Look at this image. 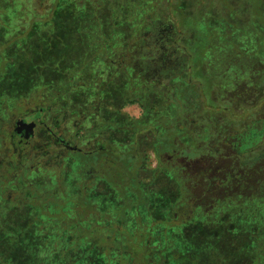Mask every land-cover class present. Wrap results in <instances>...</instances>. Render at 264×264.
<instances>
[{
	"label": "trees",
	"instance_id": "obj_1",
	"mask_svg": "<svg viewBox=\"0 0 264 264\" xmlns=\"http://www.w3.org/2000/svg\"><path fill=\"white\" fill-rule=\"evenodd\" d=\"M50 42L59 47L51 62ZM197 49L216 83L210 96L250 94L254 118L264 108V0H0V68L14 51L62 67L60 80L13 97L6 114L41 110L49 125L27 142L9 131L0 141V159L13 155L0 160L1 173L10 169L0 181V264L192 263L226 234L194 218L210 219L218 205H264V158L240 160L264 126L222 139L198 164L169 154L182 101L168 93L196 90L188 73ZM149 148L160 155L155 167Z\"/></svg>",
	"mask_w": 264,
	"mask_h": 264
},
{
	"label": "rangeland",
	"instance_id": "obj_2",
	"mask_svg": "<svg viewBox=\"0 0 264 264\" xmlns=\"http://www.w3.org/2000/svg\"><path fill=\"white\" fill-rule=\"evenodd\" d=\"M193 28L198 30L197 27ZM70 32L72 31L70 30ZM200 43V41L196 40L195 45L198 47ZM82 44H67V46L81 50ZM36 46L41 47L40 44H36ZM44 47L48 49L47 57L49 62L56 59L59 47L53 42L48 43ZM64 47L65 45H62L61 49ZM185 47L189 46L185 45ZM200 49H197L195 53L193 50L192 57L189 61L191 70L189 68L188 75L198 83L196 90L189 85L187 89L182 90L180 88L176 90V94H174V89L172 90L173 93H168L172 101L173 98H177L179 102L182 101L180 104L181 108H178L182 113L181 117L178 119L180 120L178 129H174V131L179 134L180 140L179 143L176 144L174 140V137H176L175 133L169 129L170 134L168 137L170 145L168 148L172 152L168 153L177 160L186 162L187 165L198 164L201 160L207 159L209 156L208 154L219 151L217 150V144L221 143L222 139L235 137V134L241 138L249 131L255 130L256 128L259 130L264 126V108L261 110L257 108L258 114H256L254 118L251 117L252 109H248L250 105L249 101L252 99L250 98V94L247 96V93L245 94L243 91L244 93H242L241 99L229 97L224 100L222 98L223 96L220 94L218 97H216L214 93L210 96V90L216 86V83H214L213 80L211 81L207 76L208 72L206 73V71H208V69L205 68V65L200 59ZM14 53L13 61L3 63L2 68H0V97H5L0 107L1 142L8 141V131L13 138L14 131L16 130V120L27 113L26 110L20 109V111L11 114L9 119V115L6 116V114L9 108H12L11 105L14 104L12 98L26 92L29 93L34 91L35 85H37V87L39 85V87L42 88L45 86L43 88V91H45V88L51 86L62 77V67H55L49 62L44 64L46 60L44 62L41 53H35L30 57L24 55L25 53L23 54L20 51H14ZM154 67L156 68L157 66ZM158 67L159 69H151L152 73L156 76H158V73L161 75V73L165 71L162 70L160 66ZM148 75L150 76L151 72H149ZM165 76L166 77L158 76V79L161 78L160 81L167 85L170 76ZM185 99L190 101L192 106L188 105V102L184 101ZM123 109L129 116L141 117L142 115V110L138 105H127ZM4 125L7 126L8 130ZM166 125H175V123L171 119H167ZM55 127V130L57 129L56 131L61 135L63 126L59 127V125H56ZM37 128L38 127H36V130H33L29 139H34L37 136ZM148 137L150 138L151 136ZM15 141H17V139L14 140L13 143ZM12 144L8 143L6 145H8L9 148H13ZM237 144H239V140L232 139L231 141H227L225 146H223L224 152L227 154L234 152V150L237 149ZM258 144H260L258 148L242 155L240 160H242L243 163H250L251 161L257 162L259 159L264 158V135ZM205 147H207L206 152ZM149 149H146L149 153V161L151 166L155 167L158 164L160 155L152 149ZM210 150L212 151L209 152ZM12 157L13 155L4 153L1 155L0 160L7 161ZM164 158L169 157L165 156ZM9 170L10 169H7L3 173L0 172V181L6 180ZM2 183L4 182H1V184ZM223 202L227 203L226 201ZM245 205L247 204L218 205L211 211L207 210V213H212L210 219H206L202 216L194 218L191 222L197 221L196 224L207 222L218 226L220 225L225 228L223 230L226 234L223 238V234L218 236L216 234L215 236H217V241L220 244L213 243V246L206 247L204 248L205 250L202 249L200 252L201 254H197L199 257L196 261L192 260V263L183 264H260L262 262V257H264V205H261L258 209L253 208V204L251 203L248 204L247 207H245ZM202 213H204V211ZM184 219L179 220L182 221Z\"/></svg>",
	"mask_w": 264,
	"mask_h": 264
},
{
	"label": "flooded vegetation",
	"instance_id": "obj_3",
	"mask_svg": "<svg viewBox=\"0 0 264 264\" xmlns=\"http://www.w3.org/2000/svg\"><path fill=\"white\" fill-rule=\"evenodd\" d=\"M41 110L39 112H29L25 113L23 116H21L19 119L16 120L15 122V129H17V126L25 125V124H30L33 125V130H36V127H39L40 125H49L46 121H44L43 115L40 114ZM21 121V122H20ZM23 121V123H22ZM14 133L18 136L20 142L21 141H27L30 136L32 135V132L28 138L25 137L27 130L22 129L20 131L15 130ZM254 133V132H252ZM260 264H264V257H262V262Z\"/></svg>",
	"mask_w": 264,
	"mask_h": 264
},
{
	"label": "water",
	"instance_id": "obj_4",
	"mask_svg": "<svg viewBox=\"0 0 264 264\" xmlns=\"http://www.w3.org/2000/svg\"><path fill=\"white\" fill-rule=\"evenodd\" d=\"M22 123H23V121H22ZM22 129L27 130L25 137L28 138L30 136L31 132H33V125H30V124H25V125H21V126L19 125V126H17L16 130L20 131Z\"/></svg>",
	"mask_w": 264,
	"mask_h": 264
}]
</instances>
